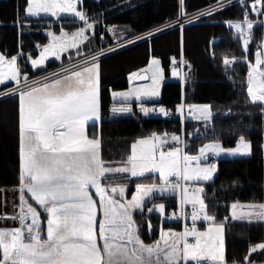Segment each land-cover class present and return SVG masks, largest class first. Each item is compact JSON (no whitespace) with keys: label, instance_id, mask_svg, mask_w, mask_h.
Instances as JSON below:
<instances>
[{"label":"snow or ice","instance_id":"1","mask_svg":"<svg viewBox=\"0 0 264 264\" xmlns=\"http://www.w3.org/2000/svg\"><path fill=\"white\" fill-rule=\"evenodd\" d=\"M79 3L80 0H27L25 12L28 16L47 13L59 18L61 13H72L86 25L71 35L67 32L60 36L52 34V42L43 47L38 59L31 61L33 67L43 65L49 56L59 59L63 52L78 49L88 39L86 30L92 29L94 22H88L86 13L78 10ZM178 3L180 13L185 14L184 0H178ZM251 7L264 15V0H253ZM227 23L244 37L246 50L252 40L254 22L245 13L244 21ZM260 47L255 63L250 62L247 92L253 102L264 103V40ZM235 61L236 57L224 59L226 65ZM163 73L161 61L153 58L146 69L131 76L137 80L150 79L151 84L113 92L112 95L137 99L158 96ZM173 75L180 73L173 70ZM54 77H45L43 82L33 81L32 86H27L28 77L22 73L17 56L9 58L0 53V85L6 87V82H14L16 87L7 89L4 94L17 95L19 100L17 191L20 200L18 215L3 216L18 219L20 226L0 228V264H229L225 225L217 223L215 216L208 214L204 188L190 189L189 184L212 179L217 166L202 164L207 153L250 154L251 143L240 136L235 148L224 149L216 141L201 147L197 155H191L185 151L179 136L173 134L171 140L176 144L169 146L168 133L153 132L131 144L130 154L120 166L106 165L100 136H89L87 131L89 121L95 126L101 118L98 58L93 56L90 62L85 60L80 65L74 64ZM184 107L180 104L178 110L183 112ZM188 108L190 114L192 111L199 113L197 119L207 120L212 115L211 106L207 104L188 105ZM140 110L145 115L154 111L143 105ZM111 111L131 112L132 108L113 107ZM159 111L168 115L163 107ZM152 172L159 173L166 184L172 177L184 182L173 184L171 189L160 187L159 191L179 189L182 195L180 215H187L183 209L190 204L192 224L190 227L185 225L182 232L162 231L159 240L146 244L140 238L133 211L144 210V198L156 191V186L137 185V192L131 200L121 202L115 196L123 197L125 186L109 187L103 181L108 174L127 173L138 177ZM91 189H95V193ZM25 193L30 194V199L45 213L44 220H41L37 207L28 203ZM154 207L161 213L165 211L164 204ZM231 209L233 220L264 222V203H233ZM147 210L151 212L153 209ZM201 218L208 221V227L203 231L196 226ZM258 251L264 252V242L250 245L244 264H255V260L249 257ZM231 264L239 262L233 260Z\"/></svg>","mask_w":264,"mask_h":264},{"label":"trees","instance_id":"2","mask_svg":"<svg viewBox=\"0 0 264 264\" xmlns=\"http://www.w3.org/2000/svg\"><path fill=\"white\" fill-rule=\"evenodd\" d=\"M228 1L184 0L183 9L191 14ZM26 2L0 0V52L7 57L17 55L21 71L32 77L46 69H55L60 63L52 60L39 69L30 67L28 55L37 54L38 46L47 41L45 31L74 29L82 21L74 16L57 19L28 16ZM252 2L235 0L228 7L213 13L209 19L202 18L159 31L156 29L171 24L179 17L181 5L178 0H82L79 3L88 19L94 22V35L99 47L92 53L112 42L110 27L114 30L119 26L126 27L127 38L155 30L149 37L98 58L101 119L95 126L89 123L88 132L100 136L104 161L120 163L125 160L130 154L132 142L137 138L168 129L180 130L178 120L146 116L137 102H132L133 115L111 117V105L116 102L112 93L126 89L130 75L143 69L151 57L159 58L165 76L157 103L175 112H178L182 100L186 105H212L214 115L209 124L203 125L194 120L187 122V132L199 129L201 134L197 137L187 135L186 151L195 150L208 138L218 139L226 146L234 145L240 136L251 142L249 156L220 159L215 177L204 184L207 211L225 225L226 257L229 263L235 260L239 264H244L250 245L264 242V222L249 223L233 220L230 216V205L235 201L264 200V103L253 102L249 98L246 60H252L256 48L264 40V21L254 22L252 40L246 50L243 40L233 36L232 26L227 22L245 19V13L249 19H264V15L252 10ZM104 37H108L109 42L103 41ZM181 56L192 63L183 84L170 78L173 58ZM225 57H236V61L226 65ZM22 64L28 65V68L25 70ZM6 87L2 85L0 89ZM18 104L17 95L0 99V187L19 184ZM112 177L114 182L125 180L120 175ZM132 180L129 191H133L138 182V179ZM158 201L166 203L167 211L177 205L176 195L155 196L143 211L134 214L139 232L146 239L149 238L147 229L150 224L160 223L158 214L147 210L148 205ZM225 217L228 219L225 220ZM172 223L177 228L182 227L181 221ZM249 258L254 259L255 264H264V252L252 253Z\"/></svg>","mask_w":264,"mask_h":264},{"label":"rangeland","instance_id":"3","mask_svg":"<svg viewBox=\"0 0 264 264\" xmlns=\"http://www.w3.org/2000/svg\"><path fill=\"white\" fill-rule=\"evenodd\" d=\"M81 1L82 0H80V3H81ZM235 0H230V2H227V3H216V4H213V5H210V6H208V7H206V8H203V9H201V10H199V11H197V12H195V13H193V17H192V19H189L188 20V18H187V15H189L190 13H186L185 11H184V13L185 14H179V17L176 19V20H178V21H175V22H172L171 24H173L172 26H174V25H179V26H183V25H185V24H187V23H189L190 21L192 22V21H200V19H202V18H204V19H209V18H211V15L213 14V13H215L216 11H218V10H220V9H224V8H226V7H228L230 4H232L233 2H234ZM221 5H223V7H221ZM78 10H82L80 7H79V4H78ZM83 11V10H82ZM43 16H46V17H54L55 19H57V17L56 16H52L51 14H47V13H41L39 16H31V17H43ZM61 16H74V17H76L74 14H72V13H61L60 14V17ZM182 17H184V21H183V19L181 20L182 21V23H180V21H179V19H181ZM76 18H78V17H76ZM79 19V18H78ZM80 20V19H79ZM81 21V20H80ZM239 21H241V20H239ZM88 22H92L91 20H89L88 19ZM232 22H236L235 20L234 21H232ZM81 27H86V25H85V22L84 21H82V24L81 25H79L78 27H76V28H74V29H62V30H60L59 32H56V31H54V30H52V29H48V30H46L45 31V34L48 36V39H47V41L45 42V43H43V44H41V45H39L38 46V53L37 54H32V55H28V61H29V64H30V67H32L33 69H39V68H42V67H45L50 61H52V60H55L56 62H60L59 64H58V67L57 68H55V69H46V70H44L43 72H41L40 74H38V75H36V76H32V77H28V85L27 86H32L33 85V81H38V82H43L44 81V78L45 77H48V78H55L54 77V74H56V73H62L63 72V70L65 69V68H71L74 64H76V65H79V64H81V63H83L85 60H87V59H89L90 57H92V56H96L97 58H99V57H101V56H103V55H105V54H107V53H110V52H113V51H115V50H117V49H120V48H122V47H124V46H127V45H129V44H131V43H134V42H136V41H139V40H142V39H144L145 37H149V36H151V35H153L154 33H155V30H153V31H150V32H147L146 34H144V35H139V36H136V37H131V38H127L126 36H125V29H126V27H117L116 29L117 30H114V28H112V27H110L109 28V31H110V35H111V37H113V38H111L110 37V39H112V42L110 43V44H108V46H105V47H102V48H99L97 51H95L94 53H89V52H93L94 51V49H96V48H98L99 47V43H97V40H96V38H95V35H94V28H95V26L92 28V29H87L86 30V33H85V35H87V37H88V39L87 40H85L82 44H80V46H79V48L78 49H76V48H70V49H68L67 51H65V52H63L62 54H61V56H60V58L59 59H57L56 57H52V56H49L47 59H46V61H45V63L43 64V65H40V66H38V67H33V65H32V63H31V61L33 60V59H38L39 58V55H40V53H41V51L43 50V47L45 46V45H48L49 43H51L52 42V34H55L56 36H60L61 35V33L62 32H67L69 35H71L72 33H74V32H76L79 28H81ZM156 30H158V29H156ZM124 32V33H123ZM102 40L103 41H107V42H109V40H108V37H104V38H102ZM261 46V45H260ZM259 46V48H256V51L253 53V56H252V60H250L249 58H247L246 60H247V66H248V72H249V70H250V62L252 63V64H254L255 63V60H256V54H257V52H259L260 50H261V47ZM79 52V55L77 54ZM1 53V52H0ZM101 53H103V54H101ZM81 54H85V55H81ZM88 54H90V55H88ZM81 55V56H80ZM13 56H17V55H13ZM79 56V57H78ZM84 56V57H83ZM76 57H78V58H76ZM10 58V57H9ZM76 58V59H75ZM153 58H156V59H158L159 60V58H157V57H151L150 58V60H149V62L147 63V65L143 68V69H146L147 67H148V65L150 64V62H151V60L153 59ZM262 58H264V57H262ZM26 61V60H25ZM17 63H18V65H19V62H18V56H17ZM21 65H19V67H20ZM28 65H26V64H22V67H25V70L28 68L27 67ZM21 68V67H20ZM24 69V68H23ZM26 72V71H25ZM25 72H22V73H25ZM187 73L188 72H186V74L184 73V77H183V80H182V74L180 75V78H181V80L183 81V83H184V80H185V77H186V75H187ZM131 76H132V74L130 75V77H129V86L126 88V89H124V90H121V91H119V92H125V91H128V90H130V89H133V88H137V87H141V86H144V85H149V84H151L152 82H151V80L149 79V80H146V81H144V82H135L132 78H131ZM179 76V75H178ZM178 76H176V75H173V73H172V75H171V77L172 78H178ZM164 79H165V77H164ZM163 79V80H164ZM247 79H248V73H247ZM162 83V82H161ZM182 83V84H183ZM6 84H9V86L8 87H6L5 89H0V99L1 98H4V97H6V96H10V95H5L4 93L7 91V89H12V88H15L16 87V85H15V83L14 82H6ZM0 86H2V85H0ZM25 85H21V87H24ZM161 86V85H160ZM248 93V92H247ZM249 95V94H248ZM112 97H113V99H116L117 101L115 102V103H113L112 105H111V109L113 108V107H117V108H120V107H125V106H130L131 108H132V111L131 112H116V113H113L112 111H111V117H116V116H127V115H133L134 114V109H133V105H132V102H137L138 103V106H139V108H141V105H143L144 104V101H142V100H139V101H132V102H130V101H122L121 100V98L122 97H114L113 95H112ZM133 98H135L134 96L133 97H128V99H133ZM249 98H250V96H249ZM124 100H127L126 98H123ZM121 100V101H120ZM250 100H251V98H250ZM252 101V100H251ZM180 104H183L185 107H184V111H183V115L186 117L187 116V114L190 112L188 109V105H186L187 103H185V101H181V103ZM205 104H207V105H210L211 106V113H212V115H211V117H210V119H207V120H205V119H203V118H200V119H197V116L199 115V113H196L195 111H192V113L190 114V119L191 120H194V121H196V122H200V123H203V125H207V124H209V122L212 120V118H213V115H214V113H213V109H212V105L210 104V103H198V104H189V105H205ZM2 105H0V107H1ZM177 112V111H176ZM179 112V114L180 115H182L181 113H180V111H178ZM192 115V116H191ZM101 119V118H100ZM100 119L98 120V121H96L95 123H98L99 121H100ZM186 120H188L187 118H185V127H180V130H179V132L181 131V129L182 128H184V131H185V133H186V131H187V127H186V124H187V122L188 121H186ZM198 122V123H199ZM89 123H93L92 121H89ZM87 131H88V128H87ZM173 131H175V130H173ZM155 133H157V134H163V133H165V132H155ZM88 134H89V132H88ZM174 135H176V134H174ZM89 136H93V135H90L89 134ZM150 136V135H149ZM147 137V136H146ZM142 138V137H141ZM244 138H245V140L246 141H248V142H250L249 141V139H247L245 136H244ZM137 139H139V138H137ZM136 139V140H137ZM136 140H134L132 143H134ZM173 141V140H172ZM216 141H218L221 145H222V147L224 148V149H232V148H235L236 146H237V144H238V141H239V138H238V140L236 141V143L234 144V145H229V146H226V145H224L220 140H218V139H215V138H208V139H206V140H204L203 142H201L200 144H198L197 145V147H196V149L195 150H193V151H187L189 154H191V155H197L198 154V150L201 148V147H203L204 145H206V144H209V143H212V142H216ZM187 143H188V141L187 142H185V144H184V146L186 145L187 146ZM251 143V142H250ZM186 148V147H185ZM263 148H264V144H263ZM252 150V149H251ZM216 156V159L214 160V162H211V161H209L208 160V158H210L211 156ZM250 154H242V153H237V154H232V153H229V152H222V153H220V154H214V153H212V152H209V153H207V159L206 160H202V164L203 163H208V164H216V166H218V161L220 160V159H224V158H235V157H242V156H249ZM105 163H106V165H111V166H113V167H118V166H120V163H113V162H106L105 161ZM216 173H217V170H216V172L213 174V177H212V179L215 177V175H216ZM114 174H118V173H114ZM114 174H108V176H107V178L103 181V183L105 184V185H107V186H109V187H111V186H117V185H123V186H125V189H126V191H125V193H124V196L123 197H121V196H119L118 194L115 196V198L116 199H118V200H121V202H125V201H127V200H131V198H132V196L133 195H135L136 194V192H137V185H140V184H144V185H155L156 186V188H157V190L156 191H153L150 195H148V196H146L145 198H144V207H146L147 205V202L149 203V202H151L152 201V199L155 197V196H161V195H165V194H175L176 195V197H177V205H176V207L175 208H173V210L171 209V211H167V208H166V203L165 202H161V201H158V202H152L150 205H148V209L149 208H152L153 210L151 211V212H155V213H157L158 214V216H159V224H155V222H153L152 224H150V226L148 227V229H147V231H148V236H149V238H148V240L145 238V236L143 235V234H141L140 232H139V235H140V238L146 243V244H151V243H153L154 241H156V240H159L160 239V237H161V232L162 231H164V232H168L169 230H171L172 232H182L183 230H184V227H185V225H187V226H191V224L192 223H186V221H185V217L184 216H181L180 215V213H181V206H180V201H181V198H182V195H181V192H180V190L179 189H176V190H174V191H164L163 193H161L160 191H159V188L160 187H166V188H168V189H171V187H172V185L173 184H169V183H165V181L160 177V175H159V173H156V172H152V173H145L143 176H138V177H141V179H143V180H141V181H138L137 183H136V186L134 187V189H133V191H129V189H130V186L132 185L131 184V182H133V180L132 179H128V181H126L125 183H121V184H114V183H108L107 181L108 180H113V177H112V175H114ZM120 174H127V173H120ZM111 176V177H110ZM128 178H134V177H132L130 174H128V176H127ZM126 177V178H127ZM145 177H149V180H145ZM152 178V179H151ZM211 179V180H212ZM177 180V179H176ZM208 181H210V180H208ZM208 181H199V182H192V183H190L189 184V188L192 186V188H196V187H203L204 188V184H205V182H208ZM176 183H181V184H183L184 182L183 181H176L174 184H176ZM191 189V188H190ZM91 191L93 192V193H95V189H91ZM98 198V197H97ZM203 198H204V193H203ZM233 203H238V204H240V205H250V204H255V205H259V204H261V203H264V200H262V201H247V202H242V201H235V202H233ZM233 203H231V205L233 204ZM159 204H164L165 205V211H164V213H161V212H159V210L157 209V208H155L154 207V205H159ZM186 205H188V204H186ZM231 205H230V216H231V212H232V209H231ZM175 209V210H174ZM137 211H140V210H134L133 211V218H134V214L137 212ZM149 212V211H148ZM150 213V212H149ZM173 213H175V215H173ZM208 214L209 215H213V214H211V213H209L208 212ZM178 221H181L182 222V227L181 228H177L175 225H173V223L172 222H178ZM245 221H247V220H245ZM202 222V223H201ZM216 222L217 223H220L221 221H217L216 220ZM166 223H169V224H166ZM196 226H197V228L198 229H200L201 231H203V230H206L207 229V227H208V221H205V220H203L202 218L200 219V220H198L197 222H196ZM225 235V234H224ZM190 240L192 239V238H189ZM229 264H231V263H229Z\"/></svg>","mask_w":264,"mask_h":264},{"label":"built area","instance_id":"4","mask_svg":"<svg viewBox=\"0 0 264 264\" xmlns=\"http://www.w3.org/2000/svg\"><path fill=\"white\" fill-rule=\"evenodd\" d=\"M249 20H251L253 22H260L262 20L264 21V19H255V20L249 19ZM235 21H239V20H235ZM242 21H244V19H242L241 22ZM232 34H233L234 37H238V38H240L242 40L244 39L243 36H241L239 33H237V31H236V29L234 27H232ZM252 36H253V29H252ZM191 67H192V63L191 62H186L183 57L175 59V63L172 62V64H171V70H176V71H178L180 73V75L182 74V80H183V77H184V73L188 72ZM180 75L178 76L177 79H179V81L182 82V80L180 78ZM144 107L154 109V111L149 112L146 116L156 117V118H164V119H168V120H178L179 123H180V127H185V118H187L188 120L190 119V112L185 117L183 115V112H180L182 114V115H180L179 112L177 113V112L173 111L172 109H170L168 107L162 106L159 103L147 102L144 105ZM161 107L165 108L168 111V115H165V114H163V113H161L159 111V109ZM165 132L169 134V136H168L169 146H173V145L176 144L175 141L171 140V136L173 134H176L177 136H179L181 138V140L184 142V144H185V142H187V135L188 134L192 135L193 137H197V136H199L201 134V131L199 129H196V130L190 131V132L186 131V133H185L184 128H182L180 132L169 130V129L165 130ZM185 147H186V145L184 146V148ZM215 159H216V156H214V155L209 158L210 161H214ZM176 181H177L176 178L172 177V178H170L169 184L170 185L174 184ZM190 188H192V186ZM172 210H173V208H172ZM183 211L187 214L186 216H184L186 223H192V220H191L192 206L190 204L185 205Z\"/></svg>","mask_w":264,"mask_h":264},{"label":"crops","instance_id":"5","mask_svg":"<svg viewBox=\"0 0 264 264\" xmlns=\"http://www.w3.org/2000/svg\"><path fill=\"white\" fill-rule=\"evenodd\" d=\"M89 53L92 54V51L89 52ZM81 55H85V54H81ZM88 55H90V54H88ZM92 57H90L87 60L90 62ZM137 72H139V71H137ZM134 73H136V72H134ZM170 78H172V77H170ZM135 82H137V81H135ZM141 82H144V81H141ZM161 85H162V83H161ZM119 91H121V90H119ZM119 91H114V92H119ZM160 92H161V86H160ZM159 97H160V94L158 96H142L139 99H137L136 97L133 98V99L126 98L127 100H124L123 98H121V100L123 102L124 101L132 102V101H139V100H142L144 102H148V101H157L159 99ZM114 175L124 176L125 180L124 181L118 180L117 182H114V180H108L107 181L108 183L110 182V183H114V184H121V183L123 184L126 181H128V179H134V178L138 179L137 181L143 180V179H141V177L128 178L127 177L128 174H120V173H118V174H114ZM145 180H149V177L148 178L145 177ZM135 186H136V184H135ZM17 187L18 186H14V187L13 186L12 187H0V228H14V227H19L20 226V223H19L18 219L17 220H12V219L3 218L4 214H7L8 216H13V215H18V213H19L20 209H19L18 205L20 203V200H19V192L17 191ZM165 195H172V194H165ZM173 195H175V194H173ZM25 198L28 200V203L32 204L33 207H37V210L41 213V220H44L45 213L42 211L41 208H39L37 206V204H36V202L34 200L30 199V194L25 193ZM94 198L98 199L96 196H94ZM136 225H137V223H136ZM137 227L139 229L138 225H137Z\"/></svg>","mask_w":264,"mask_h":264},{"label":"water","instance_id":"6","mask_svg":"<svg viewBox=\"0 0 264 264\" xmlns=\"http://www.w3.org/2000/svg\"><path fill=\"white\" fill-rule=\"evenodd\" d=\"M188 19H192V17H189ZM169 27H170L169 25H165V26L159 28L157 31H159V30H165V29H167ZM133 80L134 81H137V82L146 81V80H137V79H133Z\"/></svg>","mask_w":264,"mask_h":264},{"label":"bare ground","instance_id":"7","mask_svg":"<svg viewBox=\"0 0 264 264\" xmlns=\"http://www.w3.org/2000/svg\"><path fill=\"white\" fill-rule=\"evenodd\" d=\"M184 17H182L181 19H179V21H180V23H182V19H183ZM189 20V19H188ZM183 21H184V19H183ZM173 24H171V25H169V26H172Z\"/></svg>","mask_w":264,"mask_h":264}]
</instances>
